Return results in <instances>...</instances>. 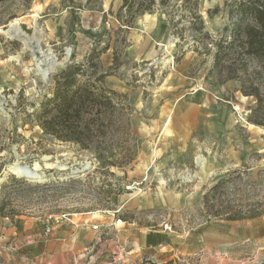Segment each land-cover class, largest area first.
Instances as JSON below:
<instances>
[{
	"label": "rangeland",
	"instance_id": "obj_1",
	"mask_svg": "<svg viewBox=\"0 0 264 264\" xmlns=\"http://www.w3.org/2000/svg\"><path fill=\"white\" fill-rule=\"evenodd\" d=\"M230 2L129 0L130 6L126 8H122L124 0H4L1 3L0 188L4 183L7 185L3 192L0 189V202L11 190L16 197L10 202L11 208L8 200L5 210L13 209L15 215L0 216V244L9 245V239H19L18 234L12 233L19 229L21 239L45 237L50 215L54 217L53 229L68 218L80 220L88 212L118 210L127 199L152 203L158 186L172 183L179 189L171 197L168 208L125 207L116 215L134 219L137 225L147 229L164 225L183 233L203 223L206 227L228 225L217 213L261 211L257 219L236 222L230 246L225 251L227 256L223 255L218 263L264 264V126L249 121L253 111L247 97L238 90L240 81L222 82L214 68V43L224 35ZM137 8L142 11L138 12ZM148 13L156 20L168 21L170 39L154 59L135 62L126 53L131 32L128 27L137 16ZM14 22L16 26L12 27ZM202 22L205 27L201 32ZM94 48L100 51V69L110 71L124 83L127 92L117 93L124 95L125 103L134 109L124 112L130 129L122 127L113 146L118 161L133 157L125 168L109 165L99 171L100 163L94 158L93 150L82 151L73 144L58 141L26 120L25 111H32L30 102L38 101L48 92L51 75L71 62L72 56L82 61ZM262 63L264 60H256L255 65ZM173 71L188 77L181 94L189 97L201 88L198 91H211L218 96L219 104L229 106L234 126L231 130L237 133L235 140L243 148H238L241 152L235 157L221 149H198L192 165L178 169L184 172V178L166 181L156 178L157 165L139 159L145 142L134 127L140 111L147 113L149 108L155 113L159 108L161 99L153 95L167 86L165 78ZM106 86L109 88L107 82ZM139 90L143 91L140 96ZM146 120L150 119L145 117ZM214 159L220 162L219 170L206 179L199 171ZM23 166L36 172L37 177L29 179L21 175L19 167ZM12 174L37 182L60 179L66 184L57 189L22 187L9 181ZM221 180L226 182L223 187L212 191ZM182 187L184 194L179 193ZM107 190L113 191L109 197L105 194ZM208 192L206 200L204 195ZM0 264H11L8 251H0Z\"/></svg>",
	"mask_w": 264,
	"mask_h": 264
},
{
	"label": "crops",
	"instance_id": "obj_2",
	"mask_svg": "<svg viewBox=\"0 0 264 264\" xmlns=\"http://www.w3.org/2000/svg\"><path fill=\"white\" fill-rule=\"evenodd\" d=\"M128 29L131 30L130 44L126 53L129 60L135 62L154 59L171 34L166 19L156 20L149 13L137 16ZM187 79L182 72L169 73L164 82L167 86L153 95L161 99L159 108L155 113L149 108L147 113L142 110L135 119V133L145 142L139 159L159 167L155 172L158 180L183 179L184 172L178 169L192 165L198 149H221L235 157L241 152L238 148H243L235 140L237 133L231 130L234 126L229 106L219 104L218 96L211 91H198L201 88L189 97L181 94ZM106 82L111 90L127 92L124 83L115 76H108ZM142 93L139 90V96ZM145 117L150 120L144 121ZM219 165L216 159L209 160L199 173L207 179L217 173ZM173 186L172 183L159 185L152 203L145 199H127L117 207L118 210L88 212L80 220L68 218L39 239H21L20 229L15 230L12 233L18 234L19 239H9V243L16 245L18 250L9 253V260L11 264H87L89 253H96L103 260L117 249L118 243H125L129 251L122 264H139L144 258L161 264L177 257H195L196 264H219L218 260L227 256L225 251L230 246L232 229L237 227L238 220H224L228 225L209 227L203 223L181 233L164 225L147 229L137 225L134 219H122L116 215L125 207L134 210L147 206L168 208L171 197L178 194L179 188ZM184 190L180 188L179 193L184 194Z\"/></svg>",
	"mask_w": 264,
	"mask_h": 264
},
{
	"label": "trees",
	"instance_id": "obj_3",
	"mask_svg": "<svg viewBox=\"0 0 264 264\" xmlns=\"http://www.w3.org/2000/svg\"><path fill=\"white\" fill-rule=\"evenodd\" d=\"M3 1L0 0V5ZM129 6V0H124L122 8ZM137 11L142 9L137 8ZM228 16V22L223 28L224 35L214 43V68L222 82L232 79L240 81L238 90L247 97L253 111L249 121L264 126V63L255 65L256 60H264V0H231ZM204 27L202 22L199 27L201 32ZM96 50L94 48L82 61H76L75 56H72L71 62L52 74L48 92L38 101L30 102L32 111H25L26 120L38 125L43 134L58 141L73 144L82 151L93 150L94 158L100 163L99 171L109 165L125 168L133 157L130 155L124 161H118L113 146L119 140V130L125 126L130 129L129 119L124 118V112L134 109L125 103L124 95L106 86V78L111 73L100 69V51ZM9 181L22 187L38 189H57L66 184V181L60 179L30 181L14 174L9 177ZM224 183L221 180L212 191H218ZM6 185L4 183L1 186V192ZM13 191H9V196L0 202V216L15 215L13 209L5 211L8 200L11 208L10 202L16 197ZM122 192L125 191H119ZM112 193L111 190L105 192L108 197ZM209 193L204 195L206 200ZM261 213L254 210L246 214L235 210L217 213L216 216L226 221H236L255 219Z\"/></svg>",
	"mask_w": 264,
	"mask_h": 264
},
{
	"label": "built area",
	"instance_id": "obj_4",
	"mask_svg": "<svg viewBox=\"0 0 264 264\" xmlns=\"http://www.w3.org/2000/svg\"><path fill=\"white\" fill-rule=\"evenodd\" d=\"M53 216L50 215L47 218V225L45 233L49 234L52 231L51 222L53 221ZM93 229L97 230L98 226H93ZM117 249L108 253L103 260L101 257L97 256L96 253H89L87 264H122L124 256L128 254L127 245L125 243H118ZM18 248L16 245L9 243V245L0 244V251L16 252ZM139 264H159L151 259L144 258ZM161 264H196L195 257H177L172 261L161 263Z\"/></svg>",
	"mask_w": 264,
	"mask_h": 264
},
{
	"label": "water",
	"instance_id": "obj_5",
	"mask_svg": "<svg viewBox=\"0 0 264 264\" xmlns=\"http://www.w3.org/2000/svg\"><path fill=\"white\" fill-rule=\"evenodd\" d=\"M20 174L26 176L29 179H34L37 177V173L32 171L28 166L19 167Z\"/></svg>",
	"mask_w": 264,
	"mask_h": 264
},
{
	"label": "bare ground",
	"instance_id": "obj_6",
	"mask_svg": "<svg viewBox=\"0 0 264 264\" xmlns=\"http://www.w3.org/2000/svg\"><path fill=\"white\" fill-rule=\"evenodd\" d=\"M12 25H13L12 27H14V25L16 26L15 22L12 23ZM17 29H18V28H17ZM7 32H9V30H8ZM202 163H203V162H200V164H202ZM14 170H15V172H18V168H15ZM20 172H21V171H20Z\"/></svg>",
	"mask_w": 264,
	"mask_h": 264
}]
</instances>
